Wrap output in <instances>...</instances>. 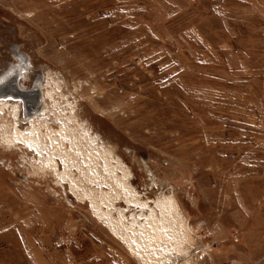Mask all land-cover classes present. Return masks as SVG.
<instances>
[{"label":"rangeland","instance_id":"374dc122","mask_svg":"<svg viewBox=\"0 0 264 264\" xmlns=\"http://www.w3.org/2000/svg\"><path fill=\"white\" fill-rule=\"evenodd\" d=\"M17 53L34 69L23 90L42 76L31 112L10 99L19 126L78 156L67 119L81 188L10 141L0 110V264H264V0H0V75ZM91 151L102 175L115 169L110 186L93 181ZM85 192L112 195L120 235ZM136 222L163 232L149 230L145 259L121 238Z\"/></svg>","mask_w":264,"mask_h":264},{"label":"bare ground","instance_id":"6f19581e","mask_svg":"<svg viewBox=\"0 0 264 264\" xmlns=\"http://www.w3.org/2000/svg\"><path fill=\"white\" fill-rule=\"evenodd\" d=\"M21 102L20 101H11L10 99L7 100H0V110H3L7 107H11L12 108V113L14 115V120L16 122V125L14 126V131H13V135L12 138L10 139V141H13L14 143H21L22 145H24L26 148L33 150L34 152L37 151L38 154H48L49 158H48V164L50 165V168L53 169V171L55 172V174L58 177L63 178L66 183L70 184L71 186V191L72 194H76L77 195V191L76 189H78L77 187H80V183L77 181V179L74 177L73 173H72V168H77L80 167V163H79V159L77 158L79 155L82 154V143H81V139H79L78 137L75 136V133L70 132L69 126H68V121L67 119L62 118L63 121V132L61 133L64 138L70 140V144H71V148H74V152H76V154L78 156H75L74 154H71V152L69 151L70 149H68L67 147H65L64 144H61L59 147H56V149L52 150L51 148V144L53 143H49L48 139H52L51 136L50 138H47L46 136H44L45 134H43V132H41L38 128L33 127V125H31L30 127H28L25 130H22L20 128V114H21ZM10 110V109H9ZM5 111V110H4ZM3 111V112H4ZM76 114V113H75ZM66 118V117H65ZM74 119V118H73ZM34 121V117L32 116L31 119H29V123L31 124ZM74 122V121H73ZM76 122V121H75ZM71 124V123H70ZM77 124V123H76ZM73 126V125H72ZM76 126V125H75ZM61 128V127H60ZM84 128V127H83ZM82 128V129H83ZM60 130V129H59ZM74 130V129H73ZM51 131V130H50ZM54 132V131H53ZM55 133V132H54ZM82 133V132H81ZM89 134V131L87 132ZM86 133V134H87ZM51 134V133H50ZM60 134V135H61ZM84 134V133H83ZM55 135V134H54ZM48 136V135H47ZM87 136V135H86ZM10 137V136H8ZM92 137V136H91ZM90 137V138H91ZM58 138V137H57ZM82 138V137H81ZM8 139V138H7ZM61 139V138H60ZM65 140V139H64ZM51 141V140H50ZM57 141V139H56ZM87 141V140H86ZM94 142H96V145L99 144V142L97 143V138L93 139ZM92 141V142H93ZM59 142V141H58ZM91 142V143H92ZM88 143V142H87ZM89 144V143H88ZM95 144V143H94ZM13 145V144H12ZM59 145V143H58ZM68 145V144H67ZM90 145V144H89ZM53 146V145H52ZM100 146V145H99ZM70 147V146H69ZM97 147V146H96ZM101 148H103L101 146ZM108 148V147H107ZM95 150V149H94ZM101 150V149H100ZM98 152V151H96ZM110 152V150H109ZM112 152V151H111ZM89 153V152H88ZM114 153V152H113ZM99 154V153H97ZM104 154V153H103ZM111 154V153H110ZM46 155V156H48ZM101 156V155H100ZM104 157V156H103ZM112 157V156H111ZM43 158V157H42ZM47 158V157H46ZM99 155H96L93 153V151H91L89 153V155H85V153L83 154V160L85 161L86 165L91 168V170L94 172V182H96L98 185L101 184H105V185H109L110 183L106 180V179H113L115 180L113 177L115 176L116 172L115 169L113 167L110 166L109 163H107L105 172L108 174L106 175H102L99 169V165L100 162L98 160ZM113 158V157H112ZM59 159V160H58ZM82 159V157H81ZM43 160V159H42ZM41 160V161H42ZM106 161V160H105ZM115 161V160H112ZM45 162V161H44ZM38 166V165H37ZM63 166L64 171L61 172V167ZM114 166V165H113ZM79 170V169H78ZM86 171V170H84ZM89 171V170H88ZM82 172V171H81ZM79 173V172H78ZM92 173V172H91ZM86 175V174H85ZM84 175V176H85ZM82 176V175H81ZM87 176V175H86ZM91 176V175H90ZM103 177V178H102ZM127 177V176H126ZM90 178V177H89ZM86 179V178H85ZM91 179V178H90ZM80 180V179H79ZM89 180V179H88ZM62 181V180H61ZM87 181V179H86ZM92 181V182H93ZM81 182V180H80ZM91 182V183H92ZM83 183V181L81 182V184ZM122 186V188L128 192L129 191V187H128V181L125 180V182H122L120 184ZM100 186V185H99ZM119 186V185H117ZM84 187V186H83ZM115 188V187H114ZM116 191V190H115ZM125 191V192H126ZM82 192V189H81ZM83 193V192H82ZM87 192H85L84 194L87 196L86 194ZM118 193V192H117ZM82 194V195H84ZM80 195V193L78 194ZM81 195V196H82ZM105 197L103 198V201L100 203L98 202L95 198H92L91 196H87L88 199H90V204H91V208L94 209L95 213L100 216L101 218H104L106 220V223H110V227H111V231H113V233L120 235V233L122 232H118L116 224H115V219L112 215V212L110 209L105 210L104 205H109L110 202L109 200L112 198L109 194H103ZM107 195V196H106ZM114 197V196H113ZM125 197V196H124ZM84 197H82L83 199ZM115 198V197H114ZM119 198V197H118ZM85 199V198H84ZM83 199V200H84ZM80 201H82L81 199H79ZM126 200V199H125ZM162 200L166 201L167 203L170 205V210L173 212L174 214V205H175V201L173 200L172 197L167 196L162 198ZM113 201V200H112ZM118 201V200H117ZM110 206V205H109ZM115 206V205H114ZM108 208V206H107ZM111 208V207H110ZM116 208V207H115ZM121 212V214H123V216H125L124 211H119ZM122 216V215H121ZM121 218V217H120ZM124 218H122L123 220ZM170 219L172 226H173V232L172 234L176 236V238L180 237V232L181 229L178 228V222L173 219V218H168ZM121 220V219H119ZM118 221V220H117ZM128 223V222H127ZM137 223L135 224V227H133L132 229V233H123L122 237L123 240L126 242V244L129 246L130 249L132 250H136L137 253L142 257L143 255H145V252L143 251L144 247L148 244L146 241H148V239H154L155 236L152 233H149L150 231L155 232L157 235L158 234H163V232L160 230V228L157 225H151L149 224L151 227H147V228H138L137 227ZM127 226V225H126ZM110 229V228H109ZM178 230V231H177ZM121 231H123L121 229ZM130 232V231H129ZM138 233V235H137ZM146 239V241H145ZM169 248V247H167ZM143 258V257H142ZM145 259V258H143Z\"/></svg>","mask_w":264,"mask_h":264},{"label":"water","instance_id":"95a60500","mask_svg":"<svg viewBox=\"0 0 264 264\" xmlns=\"http://www.w3.org/2000/svg\"><path fill=\"white\" fill-rule=\"evenodd\" d=\"M17 63L11 65L5 72L0 75V99H13L20 100L25 108V111H32L39 101L40 81L42 80L41 74H37L33 79L31 90L21 87V80L26 74H33L34 69L30 67L29 59L17 53ZM35 98L33 102H29V95L32 94ZM26 111V112H27Z\"/></svg>","mask_w":264,"mask_h":264}]
</instances>
